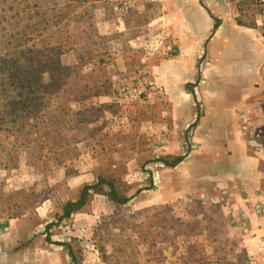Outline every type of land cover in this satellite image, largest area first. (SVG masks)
<instances>
[{"label":"rangeland","instance_id":"374dc122","mask_svg":"<svg viewBox=\"0 0 264 264\" xmlns=\"http://www.w3.org/2000/svg\"><path fill=\"white\" fill-rule=\"evenodd\" d=\"M129 6L128 0H0V58L12 49L19 53L17 66L8 69L24 81V99L33 101L18 115V126L0 131V264H148L175 256L246 264L264 255V243L249 244L264 241V200H253L246 185L233 180L146 210L129 204L143 191L158 189L153 184L156 179L159 185V170L185 183L192 170L199 183L226 179L232 170L214 157L204 160L206 168L180 174L166 169L172 167L163 159L202 155L195 140L204 110L197 100L199 82L187 87L196 93V121L182 136L181 156H175L164 148L161 135L167 131L157 126L164 115L171 129L167 95L154 68L167 57L159 55L161 32L148 33L141 13L130 16L126 32ZM210 62L204 49L200 71ZM30 111L31 119H20ZM248 147L264 162V122L251 127ZM100 178L129 201L110 199ZM86 186L92 187L87 204L61 219L65 204L77 201ZM96 194L115 210L93 213L92 224L76 228V214Z\"/></svg>","mask_w":264,"mask_h":264},{"label":"crops","instance_id":"0c3cea01","mask_svg":"<svg viewBox=\"0 0 264 264\" xmlns=\"http://www.w3.org/2000/svg\"><path fill=\"white\" fill-rule=\"evenodd\" d=\"M128 1L130 15L127 14L123 23L126 32L131 31L130 16L140 13L143 24L149 26L148 33L156 29L161 32L163 41L159 55L167 57L160 59L154 68L158 73V84L167 95L171 129L164 123V115H160L157 126L160 131H167L161 135L166 141L164 148L175 156H181L182 136L196 121V93L188 91L187 87L193 88L189 83L199 82L197 100L201 101L204 110L196 127L195 140L201 145L202 155L192 160L179 157L183 160L177 166L164 167L180 174L189 168L209 167L204 160L214 157L222 167L232 169L226 179L218 177L200 183L193 181L197 177L193 170L189 172L191 181L187 183L176 178L170 180L165 171L159 170V185L156 179L153 184L158 189L143 191L129 204L135 205L137 211L146 210L183 201L203 186L206 191H211L217 183H229L230 180L238 186L246 185L245 189L253 200H264L263 157L251 154L248 147L251 127L264 122V43L259 36L264 23L263 7L257 6V0ZM204 49L211 62L200 71L198 62ZM208 152L215 154L208 156ZM197 159H201L200 163ZM87 181L84 177L82 184ZM109 203L106 196L96 194L92 203L76 214V228L92 224L93 213L97 217L108 208L114 211ZM182 210L176 209V212ZM262 243L264 241L260 239L249 240V244L258 247ZM217 244L220 245L209 242L207 246ZM225 244L221 246L225 247ZM230 260L236 262L237 259ZM250 260L245 263L264 264V255ZM228 261V258L218 257L196 261L175 256L172 261L162 259L154 263L151 260L148 264H227Z\"/></svg>","mask_w":264,"mask_h":264},{"label":"trees","instance_id":"16d2710c","mask_svg":"<svg viewBox=\"0 0 264 264\" xmlns=\"http://www.w3.org/2000/svg\"><path fill=\"white\" fill-rule=\"evenodd\" d=\"M18 54L19 53H16L15 50L12 49L11 51L6 52L3 55V58H0V69H5V71H3V79H0V131L6 125L12 127L18 126V115H20L24 109L30 107L33 103V101L27 102L28 99L25 100L21 91H19L20 87L23 86L22 84H24V81L19 79L18 75L15 76V73L8 69V67L14 68L17 66V61L20 59ZM33 112L34 111H30L27 115L20 119H31ZM182 160V158H175L172 162H168L166 159H163L162 162H164L168 167H175ZM102 184H107L109 186V197L114 202L124 205L129 201L127 197L120 196L119 189L113 183L100 178L98 185ZM91 189V186H86L77 201L66 203L61 219L69 218L72 214L80 211L87 204L89 191Z\"/></svg>","mask_w":264,"mask_h":264},{"label":"built area","instance_id":"2783aa9c","mask_svg":"<svg viewBox=\"0 0 264 264\" xmlns=\"http://www.w3.org/2000/svg\"><path fill=\"white\" fill-rule=\"evenodd\" d=\"M258 1V4L261 6V7H263V9H264V0H257ZM263 26V30H262V32L260 33V40L264 43V25H262ZM261 210V209H260ZM260 210H259V212H260Z\"/></svg>","mask_w":264,"mask_h":264}]
</instances>
